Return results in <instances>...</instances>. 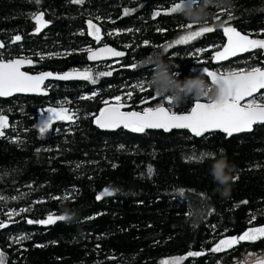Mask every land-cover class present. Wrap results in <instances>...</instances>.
Segmentation results:
<instances>
[{
	"label": "trees",
	"instance_id": "trees-1",
	"mask_svg": "<svg viewBox=\"0 0 264 264\" xmlns=\"http://www.w3.org/2000/svg\"><path fill=\"white\" fill-rule=\"evenodd\" d=\"M175 2L0 0V40L5 44L0 52L4 59L31 58V72L91 67L96 73L109 70V65L114 69L112 76L100 77L95 85L55 81L47 84L46 97L0 99V109L9 122L5 136L0 137V197L6 198L0 200V221L7 225L0 228V250L7 257L6 264H160L164 258L189 251L210 253L219 239L238 236L249 226L264 225V124L256 125L249 134L227 137L213 132L201 138L185 130L101 132L93 124L92 114H98L105 99L123 95L132 84L148 80L153 66L132 69L131 65L162 50L186 31L189 23L183 17L163 14ZM260 2L237 0V10L228 14L212 9L215 15L207 26L217 30L187 45H175L164 56L175 66L178 78L201 75L204 67L223 72L262 65L264 57L254 53L219 66L211 64V53L224 43L216 18L224 24L231 15L230 24L242 32L263 33L264 12L250 11ZM124 9L135 11L124 15ZM156 11L162 14L153 18ZM41 12L50 23L37 33L33 15ZM89 19L100 28L104 42L126 51L119 63H88L86 49L94 46L87 31ZM198 28L193 25L192 30ZM16 35L22 40L12 43ZM144 41L149 44L145 46ZM203 48L210 50L196 52ZM56 53L61 55H50ZM145 87L146 92L134 91L133 107L126 110L139 111L163 102L141 105V100L155 94L147 83ZM93 92L99 94L91 100L79 99ZM195 99L191 96L173 110H190ZM65 100L66 107L79 110V119L54 122L49 133L41 136L37 128L40 111ZM194 149L197 154L226 151L239 177L230 197L215 192L209 173L212 159L203 163L187 159ZM149 166L154 170L151 175ZM106 188L118 191L97 200ZM22 208L31 211L9 219V210L19 212ZM65 209L78 210L75 222L27 223L51 213L62 215ZM21 235L29 238L16 243ZM252 252H264V238L241 242L221 253L189 257L182 264H236L242 254Z\"/></svg>",
	"mask_w": 264,
	"mask_h": 264
},
{
	"label": "snow or ice",
	"instance_id": "snow-or-ice-1",
	"mask_svg": "<svg viewBox=\"0 0 264 264\" xmlns=\"http://www.w3.org/2000/svg\"><path fill=\"white\" fill-rule=\"evenodd\" d=\"M39 3L40 0H35ZM73 3L82 4L84 0H72ZM195 2V0H194ZM133 10L124 9L123 14L129 15ZM174 8L171 7L163 14H173ZM160 11H156L153 14V18L161 15ZM44 13H37L33 15L37 27L35 32L39 33L41 28L47 27L48 21L43 19ZM233 17L229 15L228 21H225L220 28L226 37V43L215 48L211 60L217 62H225L231 58H235L240 54L247 53L253 49H264V38H250L256 34H242L236 27L226 26L231 23ZM90 35H92L97 42L101 40V30L93 23L91 19L87 21ZM187 31H183L174 41L169 42L163 46V50L167 53L169 49L175 45H187L192 41L204 36L205 34L212 33L217 30L215 26L199 27L197 30H192L193 25L188 24L186 26ZM163 31V29H158ZM131 31V30H129ZM83 34V33H81ZM118 34V33H117ZM111 35V33H110ZM22 37L16 35L12 39V43L21 41ZM145 46L149 44L148 41L143 42ZM127 47H131L128 45ZM5 44L0 42V49H4ZM209 48L197 49V53H204L209 51ZM88 52V59L90 61L103 60L108 58H122L126 55L123 51H118L115 48L105 45L104 47L93 50L91 48L86 49ZM50 55H61L59 53ZM43 55H40V59H44ZM206 63V61H200ZM119 63V60L116 61ZM33 64V60L27 57H20L14 59H4L3 53L0 52V97H10L16 93H36L47 94V86L44 84L48 78H55L60 80L81 79L89 81L92 84H97L100 77H110L113 75L114 69L112 66H108L109 70L94 73L91 69H85L83 71L79 69H73L63 74H54L52 72H43L36 75H31L28 72L22 71V67L25 65ZM136 63L131 65L132 69L140 67ZM201 72L205 74L210 80L214 81L217 77L226 78L231 85L235 88V94L225 103H217L208 97H196L195 102L191 106L190 110L183 113L174 111L175 103L171 97H164L159 92L150 98H144L141 100V105H148L150 101L161 100L157 106H144L142 110H124L125 108H132L130 101L133 97L134 91L141 93L148 91L145 87L147 81L141 80L135 84H132L123 95H117L111 99H105L103 101V107L99 110L98 114H92L94 116V123L101 129L115 130L124 128L134 133H145L150 129H162L165 132L172 130H188L194 137H204L205 134L222 131L227 137L233 136V134L242 133L245 131L253 130V126L256 124H264V67H252L250 70H230L223 72L211 71L207 67L201 69ZM150 87V86H149ZM98 92H93L91 95L81 96L79 99H93L97 96ZM67 100L58 102L57 106H51L43 110L42 114L47 113L46 118L39 125V133L41 136L46 134L57 121H70L75 122L79 119V110H71L65 105ZM167 105V106H166ZM8 111H11L10 109ZM9 128L8 116L4 115V110L0 109V137L5 136V129ZM14 130V126H13ZM14 142H20L16 140ZM123 148V146H121ZM204 153L201 151L197 154L194 149L191 156L187 157L189 160H195L202 163V157ZM151 166L148 168V174L153 173ZM239 177H235L238 179ZM118 190L104 189V191L97 195L96 199L100 200L104 196H111ZM181 195H184V190H180ZM6 199L0 197V200ZM60 199V198H57ZM43 202V201H38ZM243 203H247L244 201ZM31 208H22L17 212L16 210H9L7 213L9 219L20 213H28ZM210 214V213H204ZM95 218V217H91ZM255 216L253 215V220ZM64 215H58L51 213L45 219L39 220H27V223H38L41 225H51L57 221H64ZM250 225L252 221L249 222ZM7 225L0 221V228H4ZM214 227V226H213ZM226 235V233H225ZM28 235H21L16 238V243H22L28 239ZM264 238V226H249L239 236L233 235L227 238H221L215 243V246L211 248L210 253L201 251H189L186 255L175 257L170 260H163L160 264H182V262L189 257H200L212 253H221L225 250H231L235 246H238L241 242H255ZM43 246V245H38ZM7 257L0 251V264H6ZM239 264V261L236 262ZM257 264H264V260L257 261Z\"/></svg>",
	"mask_w": 264,
	"mask_h": 264
},
{
	"label": "clouds",
	"instance_id": "clouds-1",
	"mask_svg": "<svg viewBox=\"0 0 264 264\" xmlns=\"http://www.w3.org/2000/svg\"><path fill=\"white\" fill-rule=\"evenodd\" d=\"M173 14L183 17L188 23L205 27L214 17L212 9L223 10L225 14L234 13L237 10V0H177L172 6ZM252 12H264V0L252 9ZM223 21L216 18V26L220 27ZM187 31V29H186ZM166 52L162 50L153 51L149 56L138 62L141 66H153L148 76L147 84L164 97H171L175 104L187 102L188 98L208 97L217 103L227 102L234 94L235 88L224 77H217L214 81L205 79L203 74L195 77L179 79V73L174 72V65L164 59ZM202 163L212 159L213 163L209 169L215 184V192L221 197L231 196L233 183L235 181L236 165L228 159L226 151L220 149L219 153L202 151ZM66 223L75 222L78 218V210L65 209L63 214ZM264 260V252L244 253L239 258V264H257Z\"/></svg>",
	"mask_w": 264,
	"mask_h": 264
},
{
	"label": "water",
	"instance_id": "water-1",
	"mask_svg": "<svg viewBox=\"0 0 264 264\" xmlns=\"http://www.w3.org/2000/svg\"><path fill=\"white\" fill-rule=\"evenodd\" d=\"M226 26H233L232 24H228V25H226ZM233 27H235V26H233ZM238 30V29H237ZM239 31V30H238ZM241 32V31H240ZM242 33V32H241ZM242 34H245V33H242ZM222 35H223V38H224V43H226L227 41H226V37L224 36V34H223V31H222ZM91 38L95 41V44L96 45H98V43L101 41H99V42H97L96 41V39L93 37V36H91ZM250 38H258V37H250ZM101 39H102V36H101ZM0 42H2L1 40H0ZM223 43V44H224ZM222 44V45H223ZM105 45H107V46H109V47H112V48H115L114 46H112V45H109V44H105ZM105 45H100V46H96L93 50H96V49H98V48H101V47H104ZM116 50H118V51H123V52H125L126 53V51H124V50H119V49H117V48H115ZM256 50H261L262 51V54H264V49H253V50H251V51H249V52H247V53H250V52H253V51H256ZM246 53H243V54H240V55H238L237 57H235V58H238V57H241V56H243V55H245ZM212 55H213V52L211 53V57H212ZM126 56V55H125ZM124 56V57H125ZM21 57V56H20ZM20 57H15V58H20ZM124 57H122V58H108V59H103V60H97V61H90L89 59H88V52H86V59H87V61H88V63L89 64H98V63H103V62H111V61H117V60H121V59H123ZM235 58H231L230 60H228V61H231L232 59H235ZM14 59V58H13ZM228 61H225V62H220L219 64L217 63V62H214V61H212L211 60V64L212 65H214V66H219V65H221V64H223V63H226V62H228ZM32 66H33V64H31V65H28V64H25L23 67H22V71H25V72H28L29 74H31V75H36V74H39V73H43V72H52V73H54V74H63V73H66V72H69V71H71V70H73V69H68V70H66V71H63V72H54V71H51V70H45V71H39V72H35V73H31V72H29V71H26L25 69L26 68H32ZM79 70H81V69H79ZM209 70H211V71H216V72H218L217 70H215V69H209ZM81 71H83V70H81ZM209 80H210V78H208ZM55 81H59V82H72V81H78V82H82V81H85V80H81V79H70V80H60V79H55V78H48V79H46L45 80V82H44V84L47 86V83H49V82H55ZM46 91H47V94L46 95H44V94H36V93H16V94H14V95H12V96H10V97H0V98H3V99H7V98H11V97H14V96H17V95H22V96H42V97H46V96H48L49 95V90H48V88H46ZM124 110H126V109H124ZM93 124H94V126L99 130V131H101V132H114V131H117V130H119V129H124V128H119V129H115V130H107V129H101V128H99L95 123H94V120H93ZM256 125H263V124H256ZM256 125H254L253 126V128L256 126ZM127 130V129H126ZM130 131V130H129ZM150 131H163V132H165L164 130H162V129H150ZM172 131H178V130H172ZM179 131H182V130H179ZM185 131H187L188 133H190L188 130H185ZM171 132V131H170ZM214 132H220V133H222L223 135H225L226 136V134H224L222 131H214ZM252 132V130L251 131H245V132H242V133H238V134H233V136H236V135H240V134H249V133H251ZM165 133H169V132H165ZM210 133H213V132H210ZM191 134V133H190ZM207 134H209V133H207ZM192 135V134H191ZM206 135V134H205ZM193 136V135H192ZM194 137V136H193ZM195 138H201V137H195Z\"/></svg>",
	"mask_w": 264,
	"mask_h": 264
},
{
	"label": "flooded vegetation",
	"instance_id": "flooded-vegetation-1",
	"mask_svg": "<svg viewBox=\"0 0 264 264\" xmlns=\"http://www.w3.org/2000/svg\"><path fill=\"white\" fill-rule=\"evenodd\" d=\"M234 26V25H233ZM239 30V29H238ZM239 31H241V30H239ZM242 32V31H241ZM242 33H245V34H249L248 32H242ZM260 34L261 35H259V36H257V35H252L251 37H258V38H264V30H263V33H262V31L260 32ZM105 44H107L106 42H104L103 41V37H102V39H101V41L98 43V45H96L95 44V41H94V46L92 47L93 49L96 47V46H100V45H105ZM110 45V44H109ZM118 49V48H117ZM119 50H122V49H119ZM257 54V55H260V56H263L264 57V54H262V51L261 50H256V51H253V52H250V53H246L245 55H243V56H248L249 54ZM18 57H20V56H18ZM21 57H25V56H21ZM28 58V57H27ZM120 61V60H119ZM262 62H263V64L262 65H258V66H256V67H264V60H262ZM103 63H105V62H103ZM116 63V61H111L110 62V64H115ZM33 64H34V62H33ZM91 65V64H90ZM92 65H96V64H92ZM33 67V66H32ZM29 69L30 68H26L25 70L26 71H29ZM86 69H91V67H89V68H86ZM251 69V68H250ZM250 69H241V70H250ZM82 70H85V69H82ZM216 70V69H215ZM29 72H31V71H29ZM31 73H35V72H31ZM48 84V83H47ZM262 92H264V90H261ZM17 96H22V95H17ZM14 97H16V96H14ZM11 98H13V97H11ZM0 99H3V98H0ZM7 99H9V98H7Z\"/></svg>",
	"mask_w": 264,
	"mask_h": 264
},
{
	"label": "rangeland",
	"instance_id": "rangeland-1",
	"mask_svg": "<svg viewBox=\"0 0 264 264\" xmlns=\"http://www.w3.org/2000/svg\"><path fill=\"white\" fill-rule=\"evenodd\" d=\"M172 7V6H171ZM197 30V29H196ZM87 31H88V34L90 35V33H89V29H88V25H87ZM183 34V33H182ZM92 36V35H91ZM180 36V35H179ZM91 70H93V69H91ZM218 71V70H217ZM218 72H221V71H218ZM46 108H48V107H46ZM46 108H44L43 110H45ZM43 110H41L40 111V115H39V118H38V122H37V128L39 129V125L41 124V122L46 118V115H47V113H44V114H42V112H43ZM50 131V130H49ZM49 131L46 133V134H48L49 133ZM46 134H44V135H46ZM262 226H264V225H262ZM239 236V235H238ZM227 238V237H226ZM215 246V245H214ZM213 246V247H214ZM0 251H2V250H0ZM3 252V251H2ZM4 253V252H3ZM5 254V253H4ZM170 260V259H173V258H164V259H162L161 261H163V260Z\"/></svg>",
	"mask_w": 264,
	"mask_h": 264
},
{
	"label": "bare ground",
	"instance_id": "bare-ground-1",
	"mask_svg": "<svg viewBox=\"0 0 264 264\" xmlns=\"http://www.w3.org/2000/svg\"><path fill=\"white\" fill-rule=\"evenodd\" d=\"M93 49V48H92Z\"/></svg>",
	"mask_w": 264,
	"mask_h": 264
}]
</instances>
